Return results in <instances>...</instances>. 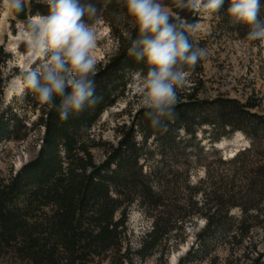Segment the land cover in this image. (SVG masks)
Returning <instances> with one entry per match:
<instances>
[{
  "label": "trees",
  "instance_id": "obj_1",
  "mask_svg": "<svg viewBox=\"0 0 264 264\" xmlns=\"http://www.w3.org/2000/svg\"><path fill=\"white\" fill-rule=\"evenodd\" d=\"M189 1L179 7L177 0H158L178 23L196 27L205 13L194 10ZM89 2L98 12L85 21L90 24L100 18L116 42L115 52L96 63L93 78L99 102L62 121L30 90L26 93L24 100L31 103V109L39 106L34 127L44 132L37 157L14 177L0 179V256L30 264H95L96 260L97 264H125L130 253L125 246V224L134 204L151 220L136 253L139 257L159 248L187 218L203 220L205 225L196 235L197 248L180 264H192L199 255L206 256L213 244L227 246L230 255L233 250H248L253 231L264 233V113L256 111L259 106L252 98L244 103L221 97L198 99V61L194 67L185 66L193 85L177 89L175 116L163 127H150L142 108L130 128H122L115 146L96 140L92 129L102 113L123 97L135 73L147 69L127 55L130 41L126 32L135 33L123 0ZM228 7L229 0H225L218 13L209 15L219 17L245 38L247 26L231 21ZM29 11L31 17L46 15V1L31 0ZM2 56L0 50V144L19 141L20 131H27L13 108L2 105L8 81L2 74ZM202 127L209 130L210 145L240 133L249 147L229 160H223L211 147L207 153L216 158L201 164L197 157L196 166L203 168L204 177L190 184L177 158L188 167L193 152L203 150L196 137ZM150 139L153 149L148 146ZM98 150L104 156L101 164L94 157ZM157 154L161 157L158 163L154 161ZM183 176L180 193L188 195L179 202L169 201V194L175 193L171 185ZM233 210L239 215H233ZM255 253L253 264H264V253Z\"/></svg>",
  "mask_w": 264,
  "mask_h": 264
},
{
  "label": "rangeland",
  "instance_id": "obj_2",
  "mask_svg": "<svg viewBox=\"0 0 264 264\" xmlns=\"http://www.w3.org/2000/svg\"><path fill=\"white\" fill-rule=\"evenodd\" d=\"M46 1V0H45ZM28 7L31 0H22ZM193 0L189 1L191 5ZM8 0H0V50H2V74L7 78V86L3 91V107H12L22 119L25 128L20 131L19 141H8L0 144V179L8 180L14 177L25 165L33 161L40 150L43 129L34 127L39 117L38 107L31 109V103L24 100L27 89L21 86L24 73L35 67L42 58H32L33 51L29 47L22 34L25 23L14 20L11 11L7 8ZM170 15L171 10L166 7ZM264 17V8L262 9ZM96 36V46L92 50L95 62L106 61L116 50V42L110 35L106 23L100 18L90 23ZM188 36L194 47L206 50V56L199 60L201 69L198 80V95L200 100H214L226 98L244 103L246 99L252 98L259 106L257 112L264 113V42L248 41L235 33L230 25H226L219 17L204 14L200 17L194 29L188 31ZM9 55V58H4ZM190 74L186 77L185 87H190ZM195 83V82H193ZM197 83V82H196ZM141 84L131 77L126 91L116 103L106 109L92 133L96 140H101L106 145L115 146L121 139L122 128L125 131L134 122V116L142 109L140 104ZM179 90V88H178ZM136 130V129H135ZM208 128L202 127L197 133V142H200L201 151L193 152L189 158L188 167L183 164V159L177 158L189 176L190 184H196L204 177L202 167L196 166L198 161L203 164L210 162L216 157L207 153L211 147L222 157L223 160L232 159L239 151L249 147L243 135L236 133L231 139H223L219 143L210 145L208 141ZM136 141H141L140 134H136ZM148 146L155 148L153 139H150ZM194 151V150H193ZM190 152V151H188ZM95 161L101 164L104 156L100 150L94 152ZM176 159V160H177ZM154 161H161L157 154ZM171 162V161H170ZM156 165V163H155ZM176 185H171L175 193H170L169 201H182L184 176L175 180ZM177 191V192H176ZM180 193V194H179ZM166 203V200H165ZM233 215H239L238 210L232 211ZM186 223L172 231L168 238L162 242L159 248L152 253L139 257L136 253L141 248L143 235L150 230L151 220L145 217L141 209L134 204L130 207L126 220V241L125 246L129 249V260L125 264H180L187 255L197 248L196 235L203 229V220L187 218ZM249 243V242H248ZM251 245L246 251L229 249L222 243L210 245L208 254L199 255L192 264H253L257 255L255 252L264 253V233L260 230L253 231ZM255 246V250L252 249ZM264 261V260H263ZM262 261V262H263ZM98 261H95L97 264ZM0 264H30L13 259L12 257L0 256Z\"/></svg>",
  "mask_w": 264,
  "mask_h": 264
},
{
  "label": "clouds",
  "instance_id": "obj_3",
  "mask_svg": "<svg viewBox=\"0 0 264 264\" xmlns=\"http://www.w3.org/2000/svg\"><path fill=\"white\" fill-rule=\"evenodd\" d=\"M225 0H193L191 7L216 14ZM22 0H8L9 11L20 12ZM46 15L27 20L22 34L39 63L26 71L21 86L56 113L62 121L95 106L94 74L96 46L93 28L85 21L97 16L89 0H46ZM125 14L133 31L127 55L143 63L146 72L135 73L140 82L143 115L150 127L160 128L175 116L177 89L186 82L185 66L194 67L206 50L194 47L188 31L195 25L178 23L158 0H123ZM185 6V0H177ZM264 0H229L227 14L234 24L247 26L245 39L264 42Z\"/></svg>",
  "mask_w": 264,
  "mask_h": 264
},
{
  "label": "water",
  "instance_id": "obj_4",
  "mask_svg": "<svg viewBox=\"0 0 264 264\" xmlns=\"http://www.w3.org/2000/svg\"><path fill=\"white\" fill-rule=\"evenodd\" d=\"M29 12L30 11H29V7H28L27 3L22 2L20 12L17 13L15 11H11V14H12L14 20H16L20 23H25V22H27L28 19L31 18Z\"/></svg>",
  "mask_w": 264,
  "mask_h": 264
},
{
  "label": "bare ground",
  "instance_id": "obj_5",
  "mask_svg": "<svg viewBox=\"0 0 264 264\" xmlns=\"http://www.w3.org/2000/svg\"><path fill=\"white\" fill-rule=\"evenodd\" d=\"M35 57H36L35 55L32 56V58H35Z\"/></svg>",
  "mask_w": 264,
  "mask_h": 264
}]
</instances>
